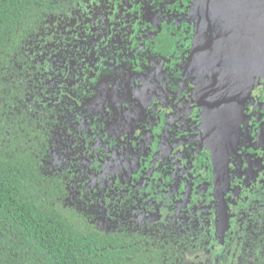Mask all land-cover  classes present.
Here are the masks:
<instances>
[{
    "label": "flooded vegetation",
    "instance_id": "flooded-vegetation-1",
    "mask_svg": "<svg viewBox=\"0 0 264 264\" xmlns=\"http://www.w3.org/2000/svg\"><path fill=\"white\" fill-rule=\"evenodd\" d=\"M192 1H55L14 79L45 120L39 171L77 220L138 231L181 264L238 250L228 264H251L264 248V69L232 139L211 143Z\"/></svg>",
    "mask_w": 264,
    "mask_h": 264
},
{
    "label": "trees",
    "instance_id": "trees-1",
    "mask_svg": "<svg viewBox=\"0 0 264 264\" xmlns=\"http://www.w3.org/2000/svg\"><path fill=\"white\" fill-rule=\"evenodd\" d=\"M55 1L69 2L0 0V264H181L179 252L150 244L138 231H102L77 220L39 171L45 120L33 115L14 78L29 69L23 40ZM232 253L218 264L234 263L240 252ZM251 264H264V248Z\"/></svg>",
    "mask_w": 264,
    "mask_h": 264
},
{
    "label": "water",
    "instance_id": "water-1",
    "mask_svg": "<svg viewBox=\"0 0 264 264\" xmlns=\"http://www.w3.org/2000/svg\"><path fill=\"white\" fill-rule=\"evenodd\" d=\"M192 58L211 143L232 139L246 93L264 69V0H193ZM219 124V125H216ZM229 145V142H228Z\"/></svg>",
    "mask_w": 264,
    "mask_h": 264
}]
</instances>
